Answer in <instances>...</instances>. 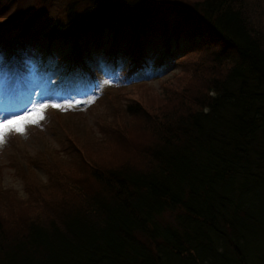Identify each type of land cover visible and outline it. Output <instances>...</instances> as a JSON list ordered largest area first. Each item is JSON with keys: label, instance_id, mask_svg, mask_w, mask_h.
Returning <instances> with one entry per match:
<instances>
[{"label": "trees", "instance_id": "1", "mask_svg": "<svg viewBox=\"0 0 264 264\" xmlns=\"http://www.w3.org/2000/svg\"><path fill=\"white\" fill-rule=\"evenodd\" d=\"M12 5L0 44L42 35L89 73L92 50L134 71L151 46H190L162 93L138 86L125 107L107 94L101 137L68 127L66 160L16 161L27 198L0 188V264H264V0H0Z\"/></svg>", "mask_w": 264, "mask_h": 264}, {"label": "rangeland", "instance_id": "2", "mask_svg": "<svg viewBox=\"0 0 264 264\" xmlns=\"http://www.w3.org/2000/svg\"><path fill=\"white\" fill-rule=\"evenodd\" d=\"M14 8V5L6 10L0 8V23ZM45 22L46 19L40 21L35 32L42 30ZM14 36L0 44V119L25 114L41 103L49 105L44 110L45 119L29 125L23 135L12 132L0 143V188L12 191L20 199H26L27 193L15 166L19 158L25 160L21 162L24 167L29 164L27 159L35 160L44 152L59 153L66 160L62 148L65 128L74 129L81 140L86 136L91 141L101 137L99 120L112 119V101L107 94L118 95L119 104L125 107L140 96L138 86L162 93L163 85L180 73V60L190 46L182 38L175 40L170 55L166 46L155 49L151 46L146 63H140L134 71L130 59L113 58L108 49L92 50L91 58L84 59L89 73L82 67L72 70L70 46L57 42L49 45L46 37L39 35L41 40H37L35 34L21 45ZM73 101L80 103L68 109L66 105ZM57 103L65 107L51 106ZM56 113L63 120L59 121ZM31 169L42 183L48 181L43 169L34 165Z\"/></svg>", "mask_w": 264, "mask_h": 264}, {"label": "snow or ice", "instance_id": "3", "mask_svg": "<svg viewBox=\"0 0 264 264\" xmlns=\"http://www.w3.org/2000/svg\"><path fill=\"white\" fill-rule=\"evenodd\" d=\"M79 101H73L68 103L66 107L68 109L73 108ZM49 105L47 103H41L39 106L32 108L31 110H26L25 114L17 115L15 117H5L0 119V143H3L6 137L15 132L18 135H23L29 125L38 124L41 120L45 119L44 110ZM52 107L63 108L65 105L62 104H52Z\"/></svg>", "mask_w": 264, "mask_h": 264}]
</instances>
